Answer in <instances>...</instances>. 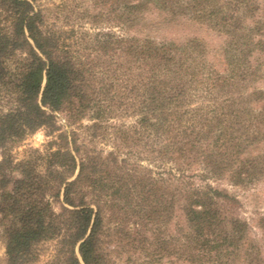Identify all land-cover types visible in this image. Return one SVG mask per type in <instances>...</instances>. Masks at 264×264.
I'll return each mask as SVG.
<instances>
[{
    "label": "trees",
    "instance_id": "16d2710c",
    "mask_svg": "<svg viewBox=\"0 0 264 264\" xmlns=\"http://www.w3.org/2000/svg\"><path fill=\"white\" fill-rule=\"evenodd\" d=\"M152 6L225 34L224 69L201 40L114 30ZM94 7L0 0L1 264H34L52 241L49 264H109L117 231H142L145 251L156 246L170 264H264L239 200L210 182L247 188L264 179V8L256 0ZM42 129L52 137L45 148L19 157ZM177 213L184 224L173 233ZM257 226L264 240V215Z\"/></svg>",
    "mask_w": 264,
    "mask_h": 264
},
{
    "label": "rangeland",
    "instance_id": "374dc122",
    "mask_svg": "<svg viewBox=\"0 0 264 264\" xmlns=\"http://www.w3.org/2000/svg\"><path fill=\"white\" fill-rule=\"evenodd\" d=\"M63 0H41L43 5L51 8ZM93 14H96L100 9L94 7V0H83ZM225 1V0H222ZM261 8H264V0H256ZM102 8V7H101ZM258 16L261 14L257 13ZM253 20L248 21L249 25L253 24ZM114 26V25H108ZM108 26H105L108 28ZM114 30L120 34L128 36H135L139 38H149L156 42H178L184 43L192 39H198L203 42L209 52L210 60L215 63L220 69H224L222 57L218 54V50L222 49L226 42L227 37L225 34L213 31L208 25L197 23L191 20L188 16H174L167 11L159 9L157 6H152L149 11H146L143 17L136 24L131 26L127 30L120 28H114ZM264 38V33L262 34ZM258 87L264 88V81L258 84ZM131 123L132 120H127ZM58 124L62 128H65L66 122L62 115L58 116ZM83 124H90L88 118L83 120ZM48 131L45 129L39 130L33 135H30L20 148H17L15 152H18V156L21 157L23 152L29 148L44 149L52 137H48ZM107 147V150H110ZM257 152H250L249 155H255ZM0 152V161H1ZM213 186L222 190L228 191L231 195L237 197L240 202L239 210L240 216L248 220L252 227V237L255 240H259L263 245L264 240L261 237V231L257 228V219L264 215V179L257 185L249 187L234 186L228 178L221 180H210ZM184 224V219L181 213L176 214V218L171 225V231L176 233L177 227ZM126 230V228H123ZM122 232V233H121ZM142 231L131 232L127 235L124 231H117L112 233L106 244L107 253L109 254V264H170V257L164 255L161 259L159 255H155L160 252L157 247L149 245L152 248L151 251L146 252L142 247L144 244ZM150 241V235H147ZM148 241V242H149ZM55 241L47 243L42 251L40 257L34 264H49L54 254ZM5 245L0 241V264L5 259ZM153 256V258H152Z\"/></svg>",
    "mask_w": 264,
    "mask_h": 264
}]
</instances>
